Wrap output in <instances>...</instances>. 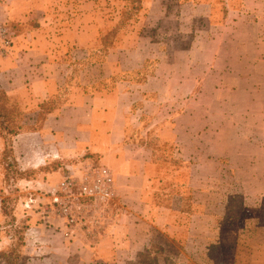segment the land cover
I'll list each match as a JSON object with an SVG mask.
<instances>
[{"label": "crops", "instance_id": "1", "mask_svg": "<svg viewBox=\"0 0 264 264\" xmlns=\"http://www.w3.org/2000/svg\"><path fill=\"white\" fill-rule=\"evenodd\" d=\"M109 6L108 0H0V26L26 28L13 31V47L0 51V88L10 98L25 99V108L55 102L40 130L12 138L19 169L38 172L21 182L27 193L43 199L67 167L93 165L112 171L118 196L93 235L75 229L66 237L61 218L43 207L36 214L27 212L30 259L34 264H143L142 255L160 245L165 257L179 264L171 252H193L201 242L205 250L210 243L221 245L218 264H237L236 232L227 234V245L211 239L209 200H184L182 195L155 200L165 192V173L148 141L156 131L185 163L193 155H207L197 145L211 133L213 118L207 106L188 95L204 90L201 77L226 74L216 67L225 46L237 45V62L252 57L242 48L255 46L253 56L264 61V53L256 51L264 49V0H142L135 34L123 35L120 42L114 38L116 47L101 50L112 43L109 35L101 37L104 29L109 33L114 27L106 17ZM156 51L170 62L206 56L205 72L162 64L146 70ZM93 52L101 56L99 79L70 78L69 55L90 60ZM243 75L238 68L237 76ZM185 171L190 189L196 180L191 167ZM156 259L151 264L169 261Z\"/></svg>", "mask_w": 264, "mask_h": 264}, {"label": "rangeland", "instance_id": "2", "mask_svg": "<svg viewBox=\"0 0 264 264\" xmlns=\"http://www.w3.org/2000/svg\"><path fill=\"white\" fill-rule=\"evenodd\" d=\"M141 2L142 0H108L110 12L106 14V17L114 24V27L109 33H107L109 29H104L101 37L109 35L112 37V43L103 44L101 50L116 47L115 44L113 45L116 38L120 42L123 35L133 36L135 34L133 26L141 19L139 18ZM5 28L10 46L5 47L0 38V51L2 52L13 47V31L21 33L26 29L23 27L15 28V30ZM130 46L131 43L127 45V47ZM237 49L239 50L237 45H230L222 50L223 59L216 64V67L223 68L225 75L201 77L200 81L204 90L188 95L192 100L207 106L206 111L213 118L211 133H207L197 145V148L204 149L207 155H193L188 160L189 163H185L181 158L178 159L174 150L176 148H173V145L159 141L156 131L152 132L148 143L157 151L155 161L162 166L165 173L163 177L166 182L163 188L165 192L157 193L155 200H179L181 195L184 200H209V212L214 220L211 226L212 241L217 242L216 239L220 238L225 245L230 244L231 238L227 234L236 232L237 264H263L264 61L256 60L255 55L253 56L255 46H252L240 48L245 50V53L252 54V57L237 62ZM256 51L264 53V49H259V47ZM153 54L154 57L145 64L146 70L162 64V68H190L194 69L197 74L205 72L206 56L199 55L188 61L177 58L170 62L162 61L164 57L160 56L158 51ZM70 56L68 61L70 78L86 81L93 80L94 77L98 78L97 64L102 63L100 55H96L95 58L93 52L90 60L86 59L87 57L85 59L81 57L80 53ZM238 68H241L245 75L237 76ZM135 79L140 82L143 78ZM215 86L216 90H213ZM8 98L20 108L24 116L23 122L27 127H36L33 120L38 115L33 116V111L41 114L49 106L55 105V102L44 107L43 104H39L38 107L30 104L25 108V99ZM183 99L185 100V97ZM217 102L219 105L216 104ZM199 112L202 110L200 109ZM219 116L225 117L226 122H219ZM192 127L199 129L201 126L194 124ZM213 132L217 134L213 135ZM9 141V137H6L4 143L0 139V264H34L30 259L32 255H30L29 245L26 243L27 212L36 214L40 207H43L45 213H53L50 212L46 193H43V199L29 196L27 193L21 182L36 178L38 172L19 169L13 153L11 154ZM185 166L191 167L196 180L190 189L186 186L188 172L186 173ZM175 182L178 187H175ZM202 244L200 246V242L198 247H193V252H186L183 249V252L172 251L171 255L181 260L179 264H211L212 262L218 264L222 255L221 245L210 243L209 249L205 250V243ZM159 248L162 250L161 253L157 252ZM163 250L162 246L157 245L155 251L142 255L141 259H144L141 262L151 264L157 260V256L162 261L164 259L170 261L168 255L165 257ZM169 261L165 264H169ZM170 264L173 263L170 261Z\"/></svg>", "mask_w": 264, "mask_h": 264}, {"label": "built area", "instance_id": "3", "mask_svg": "<svg viewBox=\"0 0 264 264\" xmlns=\"http://www.w3.org/2000/svg\"><path fill=\"white\" fill-rule=\"evenodd\" d=\"M0 38L10 46L7 30L0 26ZM50 212L64 221L68 233L75 229L93 235L118 200L112 171L105 166L67 167L62 180L46 192Z\"/></svg>", "mask_w": 264, "mask_h": 264}, {"label": "trees", "instance_id": "4", "mask_svg": "<svg viewBox=\"0 0 264 264\" xmlns=\"http://www.w3.org/2000/svg\"><path fill=\"white\" fill-rule=\"evenodd\" d=\"M49 104H43L47 106ZM53 107L49 106L41 114L39 113L35 119L34 125L36 127H27L23 122L24 116L20 108L10 102L7 94L0 88V139L3 143L6 137L10 139V151L12 154V138L20 133L38 131L44 121L45 116L52 111ZM264 203V200H262ZM26 230V229H25Z\"/></svg>", "mask_w": 264, "mask_h": 264}]
</instances>
